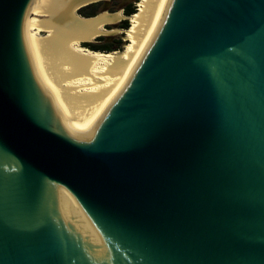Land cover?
Masks as SVG:
<instances>
[{"label": "water", "instance_id": "1", "mask_svg": "<svg viewBox=\"0 0 264 264\" xmlns=\"http://www.w3.org/2000/svg\"><path fill=\"white\" fill-rule=\"evenodd\" d=\"M0 264H264V0H0Z\"/></svg>", "mask_w": 264, "mask_h": 264}, {"label": "trees", "instance_id": "2", "mask_svg": "<svg viewBox=\"0 0 264 264\" xmlns=\"http://www.w3.org/2000/svg\"><path fill=\"white\" fill-rule=\"evenodd\" d=\"M100 2H95V3H92V4H89V5H86L84 6L83 8H81L82 10H86V12H84V15L87 16V17H90V16H95L96 13L93 9V7L98 4ZM124 9V8H123ZM136 11V6H133V5H128V7L126 9H124V14L126 16H129L131 14H133L134 12ZM129 27V21L128 19H123L120 23V28H128ZM84 46H87V47H96L94 46L95 44L92 43V42H83L82 43ZM105 48H92V49H95V50H102V51H106L108 48H106L107 46H104Z\"/></svg>", "mask_w": 264, "mask_h": 264}]
</instances>
